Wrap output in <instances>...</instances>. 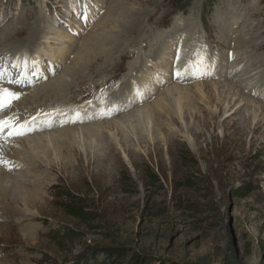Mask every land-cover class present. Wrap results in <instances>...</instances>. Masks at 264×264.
Returning a JSON list of instances; mask_svg holds the SVG:
<instances>
[{
    "label": "rangeland",
    "instance_id": "1",
    "mask_svg": "<svg viewBox=\"0 0 264 264\" xmlns=\"http://www.w3.org/2000/svg\"><path fill=\"white\" fill-rule=\"evenodd\" d=\"M120 1L0 0V29L7 30L5 35L14 36L10 34V28L17 23L21 30H18L19 37L14 36L16 38L12 41L9 38L6 41L23 44V41L32 43L33 34L43 28V35L46 36L38 40L40 48L48 51L53 62H59L58 71L62 73L76 56L81 43L90 36L109 33L112 40L117 38V21L113 20L115 23L110 25L107 18L112 16L114 6L120 5ZM123 1L127 9L155 11L156 20L161 18L158 25L162 26V30L183 22L193 25L195 28L190 31L196 35L187 36L184 32L172 41V38L169 39L170 48L179 43V49L174 47L179 54H173V58L167 62L166 58H162L166 68H162L161 72L153 68L155 64L152 65L151 61L141 68L148 58L146 54L143 62L140 61L142 55L139 58L135 55L138 63L132 70H129L131 65L129 67L124 58L120 61L116 59L115 62L120 64L119 69L123 68L124 63L125 67L128 66V75L116 78V84H107L103 90L113 92L117 84L127 83L129 79L128 82L133 81L141 73L140 69L149 68L152 72L149 71L145 81L153 77L157 85L144 98L143 94H139L143 99L141 104H149L175 83H183L170 77L176 66L182 68L181 77L191 75L192 82L199 80L201 84L186 89L192 95L193 110L191 114L185 111L182 122L177 121L169 126H165L169 115L162 114L158 125L161 132L155 126L150 128L155 141H150L144 133L141 140L148 143L144 141L139 144L137 142L141 140L129 133L127 138L130 140L131 135L132 139L125 144L120 139L121 134L111 125H106L113 117L128 114V111L141 105L132 103L122 113L102 120L93 116L92 120L81 124L101 125V140L92 137L90 141L81 139L79 143L72 141L73 138H61V143L53 141L57 143L54 145L57 149L63 142H70V148L68 146L66 150L68 158L64 159L57 153L61 158L53 161V154L48 159L39 154V162H34L31 169L21 165L10 168L2 186L3 183L9 186L11 182H21V179L25 183L32 179L39 183L33 201H22L16 196L13 198L6 191L9 199L5 205H0V209H3L0 218V264H264V107L262 112L257 111L258 104L264 105V47L259 54L252 55H256L258 60L257 64L252 62L254 67L250 61H246L252 49H257L259 43L264 45V0H153L146 4L137 0ZM72 3H76L77 14H73L68 7ZM118 15L121 16V13ZM154 15L148 20L152 21ZM219 15H224L225 19L220 20ZM114 18L117 19V14ZM76 19L79 20L78 24L74 23ZM32 23L38 28L30 26ZM51 23H54L53 28ZM219 26L224 28L221 34L218 32ZM234 27L236 32L231 30ZM156 31L160 37L168 35L154 28V34ZM228 31L234 34L231 39L227 38ZM59 34L63 38L54 39V35ZM131 36L132 33L127 32L119 40L122 42L123 38ZM237 37L244 39V43L239 45L233 41ZM252 38L255 41H251ZM248 40L247 47L245 42ZM181 41L188 46L183 52L180 51ZM63 43L66 50L55 49ZM23 46L25 48L22 47L24 50L20 52L22 57H18L24 58L26 54L33 53L36 57L30 61H35L39 55V51H36L38 45ZM108 47L113 48L114 44L111 42ZM0 56L4 57L1 47ZM12 56L14 53L4 57V62L9 66L16 58L12 59ZM154 59L157 57L154 56ZM200 60L203 61L200 70H192V62ZM238 61L241 64L232 69L230 63ZM100 63L102 60H98L90 71L98 69ZM158 65L162 67V61ZM186 66L189 71H184ZM237 66H242L241 71ZM255 66L261 67L255 71H260L255 82L249 80L251 83L247 81L240 86L244 89H239L236 74L240 76V72L254 70ZM77 70L83 73L82 80H93L88 78L92 72L88 73L82 67H77ZM219 70L221 74L217 73ZM136 71L140 72L137 74ZM55 78L41 79L36 83L25 82L23 86L8 84L5 80L0 81V86L15 90L19 87L25 94L32 95L31 92L41 84ZM79 80L73 78L74 84L69 85L67 90ZM210 83L233 97H223L229 101V105L223 103L224 108L239 107V111L225 120L224 116H218L214 123L206 127L203 122L205 114L202 117V113L206 109H214L212 97L217 94L210 90ZM130 89L127 87L126 91L130 92ZM91 91L97 95L100 89L93 88ZM140 91L143 93L145 89L140 88ZM51 95L53 100L39 112L38 119L54 113L52 108L55 104L65 109L73 108L79 114L81 112L77 107H87L90 111V105L97 99L95 95L70 99L73 94L62 92L65 98L56 100L60 97L53 93ZM45 98L38 95L34 104L46 101ZM242 114L249 117L247 123L242 119ZM54 127L51 131L55 134L62 126ZM189 128L191 134L188 133ZM195 130H201V134L193 135ZM134 131L138 130L134 127ZM41 135L36 134L33 141L44 142ZM23 136L6 139L11 141ZM152 142H155V147L151 145ZM110 145L114 146L112 154H109ZM43 147L52 148L47 144ZM75 149L81 154L79 159L73 154ZM36 153L37 150H34ZM93 155L105 160L100 170V164L98 167V164L90 162ZM65 160L75 168L64 169L61 165ZM53 165L55 169H52Z\"/></svg>",
    "mask_w": 264,
    "mask_h": 264
},
{
    "label": "bare ground",
    "instance_id": "2",
    "mask_svg": "<svg viewBox=\"0 0 264 264\" xmlns=\"http://www.w3.org/2000/svg\"><path fill=\"white\" fill-rule=\"evenodd\" d=\"M122 1L119 2L120 5L116 4L114 6L115 10L111 14L112 16H109L107 18V21L109 22L110 25H113L115 23V22L113 23V20L117 21L115 23L116 28L117 27L119 28V31L117 32V38H113V40H112L111 35L109 33L97 35V36H90V38L88 40H84L81 43L80 48L77 49L76 56L71 61L69 66H67L66 69H64V71L62 73L58 71L60 69V68H58L60 66L59 62H53V60H51V58H50V55L48 56V51L42 50L40 48V43L38 40H40V38H43L46 36V34H45V36L43 35L45 33L43 28L40 29L39 33L36 32L35 34H33V35H35V37L32 39V43L27 42V41H23V44L13 43V42L11 43V42L6 41V39H8V38L11 39V41H12L13 38L19 37L18 30H19V32L21 30L19 27H17V23L15 24L16 26H14V27L12 26L10 28V34H12L16 37L11 36L9 34L5 35V31H7V30L6 29H3V30L0 29V32L2 33L0 35V47H1V53L4 54V57H9L10 54H12V53H14V56H12V59L14 57H18L20 55V52H22L24 50L22 48V47H24L23 45H26V44H28V45H36L37 44L38 45V47L36 48V51H39V55H38L37 59L35 60L38 62L36 65L38 75L31 77V80L33 83H36L41 79L47 80V79H51L53 77L55 78L61 73L54 80H50V82L43 84V85L41 84L39 87L36 88V91L33 90V92H31L32 95L31 94H25V92H22L21 89L19 87H17V91H20L23 93L22 97L19 100L15 101L16 104L14 107H11L5 113H0V119L4 118L5 115H7V116L15 115L17 117L19 125H22L23 129L24 128L27 129L29 127H31L33 129V130H31V132L25 131V134L23 137H20L19 139L12 138L11 141L6 139V138H10L8 136L7 130H5L3 133H0V157H2L3 160H5V161L10 162L8 165L0 163V205H3V204L5 205L7 199H9V196H8L6 191L10 192L13 198L16 196L17 198L21 199L22 201H27V200L33 201L34 197H35L34 194L36 192H38V189H37L38 185L37 184L39 183V181L38 180L36 181L33 179L29 183H25V181H22V179H21V182H11L9 186L4 185V183H3V186H2L1 184L5 180V175H6L7 171H9L10 168H13V167L15 168L16 165H21L25 169H31L34 162H37V163L39 162V161H37L38 160L37 158H40L38 156L39 154H41V156L45 159H48V157L53 154V157H52L53 161H58L61 158V156L60 157L57 156V153H58V154L62 155L64 159H66L69 157V154L67 153V151H68L67 147L70 145V142L69 141L63 142L62 146L58 147V149H57L54 147V145H56L57 143H53V141L54 142H60L61 138H73L72 141H74L75 143L78 141V143H79V141L81 139H82V141L83 140H89L90 141L92 139V137H94L95 140H101L103 137L102 134L100 133L101 131L99 130V127H101V125L96 124V123H94L92 125H89V124L81 125V124H83V122H85L86 120H92L93 116H97V118L99 120H102V119L107 118L113 114H117V113L119 114V113H122L123 111L128 110L126 108L131 107L130 105L132 103L141 104L143 102V99H141V97H139V94H143V98H144L149 93V91L153 90V88H155L157 85V83H154L153 77H150L149 81H145L146 78L149 77L148 76L149 71L152 72V70L149 68L140 69V71H141L140 74H138L140 71H138V72L136 71V73L138 75H136L137 77H135V80L128 82L130 80L129 79L127 81V83L124 82L125 84L124 83H122L121 85L117 84V88L113 92H108V91L103 90L104 86L107 84H110L112 82L113 83L111 85L116 84L115 83L116 81H114L116 78H118V77L120 78L122 76L128 75V71H127L128 66L125 67V63L127 64V62H128L129 67L131 65L129 70H132L133 68H135V66L138 63L137 58L134 59L135 55L138 58H139V56L142 55V59L140 61L143 62L144 61V55L146 54L148 56V58H147V60H145L141 64V68L144 65H146L147 61H151L152 65L155 64L153 68L156 69L157 71L161 72L162 68H166V65H165L166 62L170 58L172 59L173 56L176 55V53H177V55L179 54V52L176 51L177 49H174V47H178V49H179V43L177 46H172L171 48L169 47V43L171 44V41L174 38L179 37L184 32H186V35L190 34V36H193V37H195L194 35H196V34L193 35L190 31L192 28H195V27L193 25L189 26L188 24H184L183 22L178 24L177 26L174 25L171 28H170V26H171L170 25L166 30H162L161 29L162 26L158 25V22L161 18H158L156 20L157 16L155 14L156 13L155 11H152L153 12L152 13L149 10L142 11V10H135L132 8L127 9L126 6L124 8V1L123 2ZM137 1L139 3H143V4L145 3L146 4L148 2L149 3L152 2L153 0H137ZM231 1H233V0H231ZM113 3H115V2H113ZM68 7H69V9H71L73 11V14L74 13L77 14L78 13L77 11H79L78 8L76 7V3H72L71 6L68 5ZM227 12L228 11H226L225 15L227 14ZM235 12H237V11H235ZM90 13H92V12H90ZM118 13H121V16H119ZM116 14H117V19L114 18ZM153 15H154V17H153L152 21H149L148 20L149 17H151ZM78 18H80V17H78ZM219 18H220V20H223V19H225V16L219 15ZM236 18L237 17H235V19ZM1 21L3 22V20H1ZM38 22H39V20H38ZM74 23L78 24L79 20L76 19L74 21ZM188 23H190V22H188ZM50 25L52 26L51 28L54 27V23H51ZM146 25H147V27H146ZM30 26L36 27V29L38 28V26L34 23H32ZM150 26H151V29H150ZM167 26H168V23H167ZM154 28L161 30V33H164L165 35L166 34H168V35H166L165 37L164 36H162V37L158 36V35H156L158 33V31H156V33L154 34V32H153ZM26 29H27V27H26ZM146 29L149 31H147ZM223 29L224 28L219 26L218 32L221 34V31H223ZM45 30H47V29H45ZM231 30L235 31V32L237 31L235 29V27ZM127 32L132 33V36L130 38H123L122 42H120L119 38L121 36H123L124 34L127 35ZM135 32H136V34H135ZM40 35H43V36L41 37ZM232 35H234L233 32L228 31L227 38L231 39ZM210 36L212 37L213 35H210ZM58 37L63 38V36H61V34L54 35V39L58 40ZM170 38H172L171 41H169ZM182 41H181L182 46L180 47V51L183 52L184 50H186L188 48V46L186 47V44L183 43ZM233 41H235L239 45L244 43V39H240V37L234 38ZM251 41H255V40L252 38ZM3 42H5V43H3ZM24 42H25V44H24ZM111 42H112V45L114 44L113 48L108 47V45ZM157 43H159V44H157ZM245 44L248 47L249 40L247 42H245ZM47 46H49V45H47ZM166 46H167V48H165ZM65 47H66L65 43H63L60 45V47H56L55 49H57L58 51L66 50V49H64ZM263 47H264L263 43H259L257 45V49H252L253 51L247 56L248 58L246 59V61H250L251 65H252L253 61H255L256 62L255 64H257L258 60L255 57L256 55L255 56H252V55L253 54H259L258 52L263 51V49H262ZM67 48H68V46H67ZM169 48H170V51H169ZM40 51H42V53L44 55H42V53H40ZM111 51H113V52H111ZM32 54H30V53L26 54V57L28 58V60L30 62L29 63V69L30 70L32 69V64H31L30 60L34 59L36 57V54L35 55H32ZM114 55H115V57H114ZM88 56H90V57H88ZM116 56H118V58ZM154 56L157 57V59H154ZM20 57H22V55H20ZM23 57H24V55H23ZM123 58L125 60L124 66H123V68L119 69L120 64L115 62V61H116V59H118L120 61ZM162 58H164V59L166 58V62ZM66 60H62V61H66ZM98 60H102V63H100L101 66L98 69H96L97 68L96 67L95 68L96 70H94L93 72L90 71L91 68H93L95 66V64ZM158 60L162 61V65H161L162 67H159V65H158L159 61ZM260 61H262V60H260ZM260 61H259V64H261ZM77 64H78V66H77ZM230 64H232V69H236L234 67L236 65L241 64V62L238 61V62H234V63H230ZM71 66H74V67H71ZM77 67L84 68V70H87L88 73L92 72L94 74V76H93V74L92 75L90 74V76H88V78L89 79L93 78V80H88V81L82 80L84 75L81 71L77 70ZM237 67H238V71H241L242 66H240V67L237 66ZM259 67L260 66H255L254 70L251 69L252 71L246 69L245 71L240 72V76H239V74H236L238 77L236 80L238 82L237 85H239L238 86L239 89L240 88L244 89V87H240V86H242L243 83H247V81H249V80L251 82L252 81L255 82V77L257 76V74L260 73V71L258 73H256L255 71H257L259 69ZM79 69H81V68H79ZM181 69L182 68H180V67L177 68L175 66L174 69L172 70V73H173V71H175L176 73H173V75L171 73L170 77H172V79H174L175 81L182 80L183 83H180L179 85H178V83H175L173 85V87L162 92L160 94V96L157 97V99L155 97V99H156L155 101L153 100L149 104H141L138 107H136V109H134L133 111H131V112L128 111V114L117 115V116L113 117L110 121H108V124L106 126L111 125V127H113V129H115V131H117L119 134H121L120 139H122L125 144H128V142L132 139L131 135H134V137H136L137 140L138 139L141 140L142 138H144V136H143L144 133H146V135L148 136V139L150 141H155L156 139H154L150 134V128H153V126H155L154 128L161 132L162 129L158 125H160L159 120H160L162 114H164L165 116H167V114L169 115V118H167L168 121L165 122V126L175 124V123H177V121L182 122L184 120L183 118H185V115H184L185 111L191 114V111L193 110V107H194L192 95L186 89L190 86H193L194 84H199V85H201V84L199 83V80L197 81V83L192 82V80H191L192 78L190 77L191 75H189V76L184 75L182 77L180 75L178 76L177 71L181 72ZM220 71L221 70H219L217 73L221 74ZM153 72H155V71L153 70ZM56 73H57V75L55 76ZM243 77H245V78H243ZM67 78H71V80L68 81ZM73 78L74 79L80 78V80L78 82H76L77 84L75 86L73 85L74 87H72L70 90H67L68 86L73 83L72 82ZM97 78L100 80H98ZM250 81H249V83H251ZM222 82H224V81H222ZM231 83L234 84V86L232 84L231 85L237 89V87H235V83H233V82H231ZM263 84H264V82H263ZM263 84H262V89L264 88ZM210 85H211L210 90L217 92V94L212 97L213 102H214V109L213 110H207L206 109L204 111V113H202V117L204 116L203 114H205V116L203 118V122H204V126H206V127L209 126L210 124L214 123L215 122L214 119L218 116H222V117L224 116V120H225V119H229V117L232 114L237 113L239 111V107L232 108L229 106V108H227V109L224 108L223 103L226 102L229 105V101L223 99V97L225 96L226 98H231V99L233 97H230L229 94H225V92H223V90H220L218 88V86H215V84L210 83ZM127 87L131 88L130 92L126 91ZM93 88L94 89H100V91L97 95L94 94L95 96H97V99L90 105V108H89L90 111L87 110V107H77L78 110H80V112H81L78 119L75 118V115H74L75 111L73 110V108H68V109L66 108L65 109L61 106H58L57 104H55L54 105L55 107L52 108V110H55V111H53L54 113H51L49 115H43V116L40 115L42 118L38 119L39 118L38 115L40 114L39 112L44 110L47 107L48 102L53 100L51 93H53V95H55L57 98L60 97V99H56V100H62L65 98L64 95L63 96L61 95L62 92L63 93L68 92L70 94H73V95H71L70 99L71 98L76 99L77 97L84 99V98L91 97V95H93V92L91 91V89H93ZM140 88H144L145 91L142 93L140 91ZM219 91H221V94H219ZM38 95L46 96V98H45L46 101H42L40 104L37 105V104H34L35 103L34 99L36 97H38ZM256 95H258V94H256ZM48 97H51V99H48ZM137 99H139V100H137ZM80 101H83V100H80ZM252 101H254V100H252ZM258 103H260V102H258ZM49 106H52V105H49ZM263 107H264L263 104H261V103L258 104L257 105V111L262 112ZM9 113H11V114H9ZM200 113H201V111H200ZM243 116L244 117L242 119L247 123L249 121V117L247 115H243ZM49 118H51V125L50 126L48 123ZM97 118H95V119H97ZM73 119H76V122H72ZM61 120H62V122H60ZM211 120H213V121H211ZM259 121L260 120L257 121V124L260 123ZM66 123L69 125L64 127L65 126L64 124H66ZM151 124H152V127H151ZM53 126H55V127L62 126V127L57 129L55 131L56 133L54 134V132L51 131L53 129L52 128ZM138 126H139V128H138ZM134 127L138 130L137 132H135L136 130L134 131ZM169 129L171 130V128H169ZM189 130H190V128L188 129V133L191 134L192 131L190 132ZM200 131H197V130L193 131V135L197 136V135L201 134ZM129 133L131 134L129 136L130 140L127 138V134H129ZM34 134L35 135L36 134H42L40 137L42 139H44L45 141L43 142V140H41L40 142H34L33 141L35 138ZM30 136H32V137H30ZM11 137H16V136H11ZM26 137H29V138L25 141L20 140V139L26 138ZM77 138H78V140H77ZM115 141L119 143V141H117V140H115ZM144 141L145 140H141L137 143L140 144ZM145 142L148 143V141H145ZM46 144H47V146H52V148L51 147L44 148L43 145L46 146ZM151 145H153L155 147V142H152ZM113 147H114L113 145L109 146V148H110L109 154H112L111 150ZM28 148H30V150H28ZM69 148H70V146H69ZM34 150H35V152L37 150L38 154L36 153V155H35ZM20 154L21 155L23 154V157L19 158ZM73 154L76 155V158H78V159L80 158L81 154L78 153V150L75 149ZM17 160H19V161H17ZM47 161L53 162L51 160H47ZM90 162L92 164L93 163L98 164V167L100 164L101 165V167L99 168V170H100L102 167H104L102 163H104L105 160L101 156H94L93 155V156H90ZM61 166L64 169L75 168V167H71V164L68 160H65V162ZM52 169H55V165L52 166ZM2 212H3V209L2 210L0 209V218H2Z\"/></svg>",
    "mask_w": 264,
    "mask_h": 264
},
{
    "label": "snow or ice",
    "instance_id": "3",
    "mask_svg": "<svg viewBox=\"0 0 264 264\" xmlns=\"http://www.w3.org/2000/svg\"><path fill=\"white\" fill-rule=\"evenodd\" d=\"M5 58L0 57V81H7L8 84H15L23 86L25 82L31 83V77L37 76L38 72L35 70L37 61H31L32 69H29V60L27 57L20 58L16 57L11 61L10 66L8 63L4 62ZM203 61H193L192 64L194 68L192 70L199 71ZM14 70V73H13ZM188 66L185 67L184 71H189ZM206 71V69H204ZM203 74V72H200ZM177 75H180V72L177 71ZM23 93L12 88L0 86V113H5L10 109L13 103L19 100L22 97ZM47 115V114H45ZM80 116L79 112L75 113V118L78 119ZM35 119V118H34ZM76 119H73L72 122H76ZM49 126L51 125V118H49ZM5 130L8 131V136H23L25 131L33 130L31 127L23 129L22 125H19L17 117L7 116L0 119V133H3ZM0 163L8 165L10 162L3 160L0 157Z\"/></svg>",
    "mask_w": 264,
    "mask_h": 264
},
{
    "label": "trees",
    "instance_id": "4",
    "mask_svg": "<svg viewBox=\"0 0 264 264\" xmlns=\"http://www.w3.org/2000/svg\"><path fill=\"white\" fill-rule=\"evenodd\" d=\"M108 253V252H107ZM120 259V258H119Z\"/></svg>",
    "mask_w": 264,
    "mask_h": 264
}]
</instances>
